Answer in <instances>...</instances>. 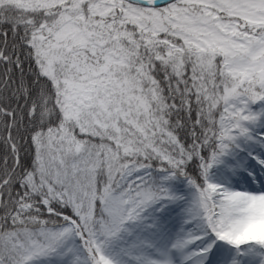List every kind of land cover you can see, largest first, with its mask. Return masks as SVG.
I'll use <instances>...</instances> for the list:
<instances>
[{"label": "snow or ice", "instance_id": "1", "mask_svg": "<svg viewBox=\"0 0 264 264\" xmlns=\"http://www.w3.org/2000/svg\"><path fill=\"white\" fill-rule=\"evenodd\" d=\"M0 264H264V0H0Z\"/></svg>", "mask_w": 264, "mask_h": 264}]
</instances>
